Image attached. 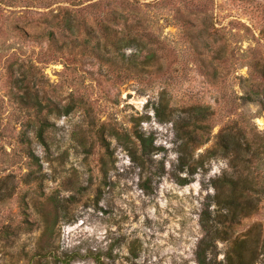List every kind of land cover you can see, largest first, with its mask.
<instances>
[{"label":"rangeland","instance_id":"1","mask_svg":"<svg viewBox=\"0 0 264 264\" xmlns=\"http://www.w3.org/2000/svg\"><path fill=\"white\" fill-rule=\"evenodd\" d=\"M208 202L264 264V0H0V264H199Z\"/></svg>","mask_w":264,"mask_h":264},{"label":"trees","instance_id":"2","mask_svg":"<svg viewBox=\"0 0 264 264\" xmlns=\"http://www.w3.org/2000/svg\"><path fill=\"white\" fill-rule=\"evenodd\" d=\"M154 107L157 116L161 118V120H164V117L166 116V111L169 108V104L167 103V101L165 102L164 96L161 97L159 103H156ZM38 136L40 141L43 144H45L46 142L43 137V133L39 132ZM138 138L145 151L150 150L154 146L152 135L146 137L144 133H139ZM228 140H230V142L228 143L231 145L236 143L235 138L233 137H230ZM225 148L228 150V145H226ZM183 152L184 153L179 158L180 160L179 169L181 171L187 169L190 171V173H193L195 171V168L191 164V157H189L186 144L183 148ZM33 156L34 158H36L35 155ZM236 157H237L236 153L234 155L231 154L230 156L231 162L234 161ZM173 176L182 185L189 183L188 177H182L177 173H174ZM214 185L216 187V193L213 198L217 199L218 203L219 204L221 203L223 205V208L227 209L226 214L228 213L232 214L230 221L236 220L237 213L248 212L246 206H244L245 205L244 202L238 200L239 197L243 196L247 191L250 190L247 187L246 180L241 179L239 176L237 179H233L232 177L225 176L222 179L215 180ZM209 208H210V202L206 203V208L203 210L201 215V223L203 225L206 234L205 237L200 242V244L198 245L196 256L199 264H221V262L210 261L207 259V251L210 249L213 239L217 238V235L219 234V229L217 228V226H214V224L210 223L212 218L210 216ZM254 242H257L258 245L260 244V240L258 239H254ZM243 243H245V241H242L241 243H236L233 246L229 255H227V264H254V260L252 258H249L247 253L242 250L244 246ZM261 247L263 249L264 245L262 244Z\"/></svg>","mask_w":264,"mask_h":264}]
</instances>
